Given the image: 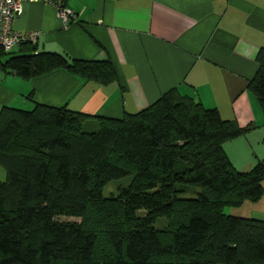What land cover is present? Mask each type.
Masks as SVG:
<instances>
[{"label":"trees","instance_id":"trees-1","mask_svg":"<svg viewBox=\"0 0 264 264\" xmlns=\"http://www.w3.org/2000/svg\"><path fill=\"white\" fill-rule=\"evenodd\" d=\"M19 45L0 47V67L23 78L64 68L102 84L117 79L108 59ZM257 63L248 88L264 112V48ZM252 128L177 88L120 118L4 107L0 264H264V220L224 211L264 194V160L239 170L225 150ZM129 176L117 195H104ZM182 186L200 188L197 198L182 197ZM161 217L167 226L157 228Z\"/></svg>","mask_w":264,"mask_h":264},{"label":"crops","instance_id":"crops-1","mask_svg":"<svg viewBox=\"0 0 264 264\" xmlns=\"http://www.w3.org/2000/svg\"><path fill=\"white\" fill-rule=\"evenodd\" d=\"M63 5L75 14L67 22L51 2H26L14 28L38 30L40 51L108 59L117 79L102 84L64 68L26 79L0 67V112L40 103L120 118L177 88L218 108L224 119L253 126L225 144L238 169L264 160V112L248 88L264 48V0H63ZM16 48L20 45L12 51ZM6 177L0 165V180ZM248 202L257 206L249 217L264 220V194Z\"/></svg>","mask_w":264,"mask_h":264},{"label":"built area","instance_id":"built-area-1","mask_svg":"<svg viewBox=\"0 0 264 264\" xmlns=\"http://www.w3.org/2000/svg\"><path fill=\"white\" fill-rule=\"evenodd\" d=\"M38 0H0V47L6 51L13 50L17 45L30 42L37 43L40 37L38 30L20 32L14 28L16 18L26 2ZM55 5L57 12L66 22L73 17V9L63 5V0H44Z\"/></svg>","mask_w":264,"mask_h":264},{"label":"rangeland","instance_id":"rangeland-1","mask_svg":"<svg viewBox=\"0 0 264 264\" xmlns=\"http://www.w3.org/2000/svg\"><path fill=\"white\" fill-rule=\"evenodd\" d=\"M14 53L18 52V49L16 48L14 51ZM183 163L182 161L178 162V166ZM184 164V163H183ZM252 167V165H250L249 167H243V169H239V170H248ZM132 180V177H126V178H122L119 180H114L112 181L110 184H108L106 186V188L104 189V195L105 196H112V195H117L119 193L118 187L119 186H127L130 184ZM184 192L181 193L182 197H186V198H197L199 192H200V188H195V187H186L184 188L182 186ZM250 203V204H247ZM257 206H251V202H246V204H244L241 207L238 208H234V207H226L225 208V213L230 214L229 212L233 211V213L241 215V216H251L252 213L254 212V210L256 209ZM142 214V213H140ZM60 220H68V221H80V218L77 217H59ZM155 226L157 228H164L167 226V219L165 217H161L157 220Z\"/></svg>","mask_w":264,"mask_h":264}]
</instances>
